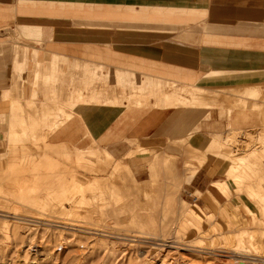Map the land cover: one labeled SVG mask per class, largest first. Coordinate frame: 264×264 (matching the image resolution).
Returning <instances> with one entry per match:
<instances>
[{
  "label": "rangeland",
  "instance_id": "1",
  "mask_svg": "<svg viewBox=\"0 0 264 264\" xmlns=\"http://www.w3.org/2000/svg\"><path fill=\"white\" fill-rule=\"evenodd\" d=\"M120 1L151 5L166 3V0ZM169 2L175 7H179L182 3L180 0H168ZM188 3L199 6L197 19L201 25L209 22L210 17L214 18L213 9H216V21L213 24L220 25L217 27L220 31L215 32L216 38H209L202 33L199 37L201 46L215 44L216 47L246 48V52L217 51L216 57L211 55L214 60H211L210 64L206 61L211 67V73L206 75V83L201 82L199 88L193 87L200 92L201 96L203 94L200 97L199 92H196L197 99L204 97V100L189 104L183 101L184 98L193 96V94L190 96L187 89L183 90L184 92L180 89L175 92L173 85H165L173 91L172 93H180L179 97H181L177 98L176 103L172 102L167 106L193 107L198 114L196 123H199V126L187 128L188 122H185L183 140L177 144L182 148L183 157L181 158L165 157L166 155L161 152L165 146L162 141L153 144L139 142L134 150L124 153L106 151L94 145L77 149L66 144L54 145L46 142L50 133L47 126L41 125L40 128L34 129L16 127L18 125L16 115H23V110L25 111L28 105L35 108L60 105L64 107L66 114L72 115L77 105L94 103L89 101L90 98H86L90 96L53 93L55 89L57 92L63 90L58 89L60 86L58 77L46 78L44 72L47 69L43 63L28 61L34 57L36 60L44 59L42 50L38 46V33L16 27L0 30V39L10 44V49L6 53L1 51L0 46V57L8 54L12 60L9 70H12L10 82L13 84L14 96L13 102L9 100L7 130H4L2 137L0 134V185H2L0 196L7 199L0 197V203L3 202L2 206L10 203L18 210L15 215L0 213V264H6V261L10 259L13 261L10 260L7 264L11 262L12 264H74L77 260L78 264H127L128 258L134 259L135 256V261H142L143 264H159L161 259L179 256L190 258L194 255L183 249L156 246L155 240L158 239L159 233L162 234L160 230H157L158 237L154 235L156 232L152 233L153 235L149 234L151 230L146 231L148 235H138L136 227L122 223L116 226L122 230L117 233H126L137 238H132L135 241L112 238L105 233L114 227V217L109 216V219L106 214L112 209L117 211L120 218L129 217L132 213L134 216L139 214L147 218L146 221H153L152 224L157 223V226H162L164 222L171 227L172 224L182 221L184 229L178 233V236L183 237L181 239L177 237V239L182 241L185 238L194 242L191 243L193 246L202 247L194 249L215 253L217 258H215V264H229L228 262L236 264L229 255L232 256L238 251V253L249 255L248 257L251 255L256 257L255 262L251 264H264V0H188ZM234 4H240L242 7ZM237 11L244 13L240 14ZM224 20L226 22H223ZM252 21L258 24L253 27L259 28L261 45H251L254 42L252 38L237 40V42L228 36L233 34L241 36L238 34L242 33L235 32L237 30H233L230 26L242 22L236 26L251 27ZM188 34L189 31L184 32V35ZM220 34L225 35L219 36ZM210 39L213 43L209 42ZM227 69L247 71L252 75L248 78L235 74L229 76L231 73L226 71ZM33 70L36 73H33L32 78H22L24 74L26 76L27 72ZM83 70L89 72L90 91L96 90L93 85L97 83L101 85L104 82L101 77L97 78V74L101 75V68L84 65ZM35 74L38 78L34 79ZM33 81L35 83L32 85ZM43 87L48 88L47 94L38 93ZM129 90L133 95L139 94L136 91L140 89L132 87ZM72 92H75L74 87ZM140 97H133L135 99L131 98V101L140 102ZM25 100H28V103L27 101L24 103ZM180 100L183 103L186 102V105L181 104ZM126 101L128 102V99ZM0 107L4 109L0 111V121L1 113L2 120L6 121L5 101ZM10 107L13 109L10 110ZM35 112L40 116L42 110ZM12 114L15 117L10 119ZM61 116L54 120L56 122L62 120ZM92 153L95 154L93 156L99 155L96 156L98 160L91 158L90 161L93 163L89 162L90 158H88V155L92 156ZM42 154H47V163L49 162L50 166L52 164L54 168L48 175L52 179L55 176L66 179L65 189L58 197H54L49 190L38 188L37 173L42 172L45 166L42 160L40 161ZM199 159L202 161H198ZM37 160L42 162L41 165L37 163ZM154 160H157L155 165L152 163ZM91 163L99 167L96 168ZM226 169L229 170L228 174L225 172ZM190 170L199 172V186L193 185L200 189L198 191L194 190L185 179L186 172ZM73 177L75 180L72 179ZM203 179L208 180L203 182ZM213 182L226 184L227 191ZM207 193H211L216 199L211 208L206 205ZM172 199L174 206L170 209L169 203ZM58 203L63 205V212L58 209L60 208ZM194 205H197L201 211ZM99 206L105 214L100 216L96 212L95 215H91L94 223H89L92 221L85 217L87 208L92 211L91 208L98 209ZM1 209L7 211L9 208ZM22 217H31L41 223V226L34 230L35 232L22 234V243L24 241L27 247L25 249H23L25 244L20 243V245L13 238L14 241H11L10 226L6 225ZM159 218L163 221L159 220L158 223ZM46 224L55 227H47ZM81 227L86 229H78ZM77 230H84L87 233ZM188 234L191 236L187 237ZM5 237L8 239H4ZM169 237L171 239L172 236ZM172 238L174 239L171 241L176 242V237ZM252 243H256L255 246ZM6 252L8 255L5 254ZM6 255L10 259L4 257ZM192 259L194 258L188 259L190 261L187 264L203 263L199 259L196 261Z\"/></svg>",
  "mask_w": 264,
  "mask_h": 264
},
{
  "label": "crops",
  "instance_id": "2",
  "mask_svg": "<svg viewBox=\"0 0 264 264\" xmlns=\"http://www.w3.org/2000/svg\"><path fill=\"white\" fill-rule=\"evenodd\" d=\"M180 2L181 5L175 7L168 0L156 5L120 0H0V30L16 27L39 34L38 46L44 59L34 57L28 61L43 63L47 69L44 72L46 78L58 77V89L63 90L52 92L96 97L95 102L91 101L94 104L77 105L72 115L66 114L60 105L36 108L28 105L23 115H16V127L34 129L47 126L50 136L46 142L77 149L94 145L106 151L124 153L134 150L139 142L153 144L162 141L165 143L162 153L173 158L183 157L182 148L177 144L183 140L185 122H188L187 128L199 126L196 123L198 114L193 107L167 106L163 96H169L173 91L165 85H173L175 92L185 87L199 88L207 73H211L208 66L214 60L211 55L216 57L217 51L246 52V48L216 47L215 44L201 46L199 37L202 33L216 38L220 31L217 28L220 25L213 24L216 9H213L214 18L208 15L209 22L201 25L197 19L199 6L188 3V0ZM238 23L230 28L242 32L238 34L241 36H228L235 41L252 38L251 45H261L259 28L253 27L258 26L255 21L250 22L251 27L238 28ZM185 31L189 34L184 35ZM209 42L213 43L211 39ZM0 46L3 53L10 49V44L2 39ZM11 62L8 54L0 57V106L5 101L6 111V121L2 120L1 113V137L8 127L9 100L14 101L10 82L12 70H9ZM84 65L102 69L97 78L101 77L104 82L93 85L96 90L90 91L89 72L83 70ZM226 71L231 73L229 76L235 74L248 78L252 75L237 69ZM33 73L36 71L27 72L22 78H32ZM35 78H38L37 74ZM132 87L139 88L136 91L139 94L132 95L129 90ZM38 93L47 94L48 88L43 87ZM122 96L125 97L122 105L114 103ZM133 97H140V102L131 101V98L135 99ZM26 101L28 103V100L24 103ZM37 110H42L40 116L36 114ZM0 111L4 109L0 107ZM58 116L63 118L56 122L54 119ZM225 172L227 174V169ZM198 175L196 170L185 174L186 181L197 191L200 189L193 185L199 186ZM204 179L203 182H207L208 179ZM205 201L211 208L216 199L207 193Z\"/></svg>",
  "mask_w": 264,
  "mask_h": 264
},
{
  "label": "bare ground",
  "instance_id": "3",
  "mask_svg": "<svg viewBox=\"0 0 264 264\" xmlns=\"http://www.w3.org/2000/svg\"><path fill=\"white\" fill-rule=\"evenodd\" d=\"M185 88H187V91H188V93L190 94V96H192V94H193V96H192V98H184V100L183 101H186L187 103H196L195 101H197L198 99V96L196 97V92H199V91H197V90H195L193 87H185ZM185 88H180V90L181 91H183V90H185ZM184 92V91H183ZM191 92V93H190ZM186 93V92H185ZM187 94V93H186ZM199 94H200V92H199ZM180 96V93H172V94H170L169 96H163L165 99V101L164 102H167V104H170V103H172V102H174V103H176V101H177V98H181V97H179ZM202 96H203V94H202ZM201 96V94H200V97H202ZM200 97H199V100L197 101V102H199L200 100H204V97L203 98H201L200 99ZM86 98H90L89 99V101H95V99H96V97L94 96V97H92V96H90V97H86ZM125 101V97L124 96H122L121 97V99H120V101L119 102H115L114 101V103H121V102H124ZM181 101V100H180ZM178 102H179V100H178ZM182 102V101H181ZM185 102V103H186ZM203 102V101H202ZM185 103H181V104H185ZM166 104V105H167ZM199 104V103H198ZM159 106H160V104H158ZM164 105H165V103H164ZM174 105V104H173ZM186 105V104H185ZM200 105V104H199ZM203 105V104H202ZM162 106V105H161ZM188 106H190V105H188ZM192 106V105H191ZM201 106V105H200ZM167 107V106H166ZM165 107V108H166ZM195 107H197V106H195ZM91 153V152H90ZM95 153V152H94ZM89 154V153H88ZM35 155V154H34ZM93 155H95V154H93L92 153V156H90V155H88L87 157L88 158H90L89 159V162H92L93 163V161H90L91 160V158H93V159H96L97 157V155L96 156H93ZM104 155V154H103ZM116 155V154H115ZM17 156V155H16ZM31 156V155H30ZM99 156V155H98ZM106 157H107V155H105ZM187 156V155H186ZM8 157V156H7ZM10 157V156H9ZM12 157V156H11ZM28 157V156H27ZM26 157V158H27ZM165 157H169V156H165ZM21 158V157H20ZM30 158V157H29ZM33 158V157H32ZM47 154H42V157L40 158V161L42 160V162H43V164H45V166H44V168H42L43 169V171L41 172V171H39L37 174H38V178H37V180H36V182H37V184L39 185L38 186V188H40V189H46V190H49V192L50 193H52V195L54 196V197H58V196H60V193L61 192H63L64 191V189H65V182H66V179L64 178V177H62V176H55L53 179H52V177L50 176V175H48L49 173H50V171H51V169H54V168H52V164H51V166L47 163ZM104 158V157H103ZM187 158V157H186ZM186 158H183V159H186ZM197 158H199V157H197ZM202 158H203V156H202ZM6 159V158H5ZM23 159V158H22ZM25 159V158H24ZM28 159V158H27ZM31 159V158H30ZM39 159V158H38ZM44 159H46L45 161H44ZM170 159V158H169ZM88 160V159H87ZM96 160H98V159H96ZM139 160V159H138ZM163 160V159H162ZM166 160H167V158H166ZM188 160V159H187ZM202 161V159H199L198 161ZM38 162L37 163H40L39 162V160H37ZM170 161V160H169ZM179 161V160H178ZM182 161V160H181ZM41 162V163H42ZM50 162H52V161H50ZM142 162V161H141ZM144 162V161H143ZM196 162V161H195ZM32 163H33V161H32ZM41 163H40V165H41ZM91 163V165H93L94 167H96V168H98L99 167V165H97V164H92ZM140 163V162H139ZM152 163H154V165L155 164H157V160H154ZM138 164V163H137ZM146 164H147V162H146ZM33 165V164H32ZM145 165V164H144ZM148 165V164H147ZM35 166V165H34ZM142 166V165H141ZM35 167H37L38 168V166H35ZM134 167H136V166H134ZM139 167V166H138ZM156 167V166H155ZM39 168H41V167H39ZM146 168V167H145ZM184 168V167H183ZM59 169V168H58ZM58 169H55V170H58ZM142 169H143V167H142ZM139 170V169H138ZM180 170V169H179ZM35 171V170H34ZM229 171V170H228ZM228 171H227V174H228ZM144 172V171H143ZM184 172V171H183ZM188 172V171H187ZM31 173V172H30ZM146 174V173H145ZM229 174L231 175V171L229 172ZM37 176V175H36ZM73 180H75V178L73 177L72 178ZM176 181H178L179 182V180H176ZM54 183V184H53ZM214 184H218V185H220L221 186V188L222 189H224V191L227 189V187H226V184H223V183H218V182H215ZM1 187H2V185H0ZM4 189V188H3ZM39 189V190H40ZM174 190V189H173ZM1 191V190H0ZM168 191V190H167ZM171 191V190H170ZM223 191V192H224ZM225 193V192H224ZM1 194H2V192H1ZM164 194V193H163ZM172 194V193H171ZM169 195H170V193H169ZM46 196V195H45ZM173 196H174V192H173ZM173 196H172V198H173ZM224 196V195H223ZM225 196H226V194H225ZM0 197H3V196H0ZM164 197V196H163ZM3 198H5V197H3ZM39 198H40V195H39ZM167 198H169V197H167ZM6 199V198H5ZM170 199V198H169ZM1 200V199H0ZM3 200V199H2ZM7 200V199H6ZM165 200V199H164ZM169 201V200H168ZM173 199H172V201L169 203V205H170V207L169 206H167V207H169L170 209H172L173 208V206H174V203H173ZM165 202H167L166 200H165ZM6 203V202H5ZM43 203V202H42ZM2 204H3V202H2ZM2 204L0 203V207L1 208H9V209H7V211L6 210H4V209H1L0 208V213H2V214H10V215H15L16 213H17V209H16V207H14V205L12 206V204H10V203H7L6 205H3L2 206ZM58 206H60V208H58V209H60V211L61 212H63L64 211V207H63V205L61 204V203H58L57 204ZM139 205V204H138ZM114 206V205H113ZM57 207V206H56ZM72 208V207H71ZM75 208V207H74ZM97 208V207H96ZM95 208V209H96ZM93 209V208H91V210L92 211H90V209L89 208H87V210H86V216L85 217H87L90 221H92V222H89V223H94L93 222V220H92V218H91V215H95L96 214V212L97 213H99L100 214V216L101 215H103V214H105V213H103V210H102V207L101 206H99L98 207V209ZM109 209H112V208H109ZM224 209H225V211H227V208L226 207H224ZM72 210H74V209H72ZM190 210V209H189ZM107 210H105V212H106ZM190 211H192V210H190ZM55 212V211H54ZM54 212H52V213H54ZM72 212V211H71ZM120 212V211H119ZM133 212V211H132ZM131 212V213H132ZM193 212V211H192ZM207 212V211H206ZM236 213H237V211H235ZM75 213H77V212H75ZM205 213V212H204ZM208 213V212H207ZM57 214V213H56ZM62 214V213H61ZM98 214V215H99ZM106 214H107V216H108V218H109V216H111V217H114L113 218V220L115 219V221H114V227H112V228H110L109 229V231L107 230V231H105V233L107 234V235H110L112 238H114V239H118V240H123V241H135V240H133L132 238H137V237H135V236H129V235H127L126 233H124V234H121V233H117L118 231H122L121 229H119V227H116L117 225H121L122 223L123 224H127L128 226L129 225H131V226H133V227H136L137 228V230H136V228L134 229V230H136V233H138V235H148L147 233H146V231H148V230H151L150 231V233L149 234H151V235H153L152 233H155L154 235L156 236L157 235V230H160V232H162V234L161 233H159V237L158 236H156V237H158V239H156L155 241H157V243H156V246H159V247H165V248H167V247H169V248H173V249H177V250H186V251H188L187 253H189V254H194V255H191L190 256V258H194V259H192V261L193 260H197V259H199L200 260V262L201 261H203V263H205V264H209V263H214L216 260H215V256H216V254L215 253H212V252H209L208 250H198V249H194V248H202V247H200L199 245H197V246H193L192 244L194 243V242H191V241H188V240H185V238H184V240H182L184 243H182V241L181 240H179V239H177V237L178 238H182V237H179L178 236V233L179 232H181L183 229H184V225H183V222L182 221H178L177 223H174V224H172L171 225V227H170V225H167V224H164V222H163V224H162V226L161 225H159V226H157L158 224L157 223H155V224H152V222L153 221H146L147 220V218H145L144 216H142V215H137V216H134V214L132 213L129 217H124V218H120L119 216L120 215H118L117 214V211L116 210H114V209H112L111 211H109V213H107L106 212ZM121 214V213H120ZM206 214V213H205ZM51 215V214H50ZM82 215H83V213H82ZM118 215V216H117ZM133 215V216H132ZM57 216H58V214H57ZM116 216V217H115ZM151 216V215H150ZM54 217V216H53ZM153 217H154V215H153ZM253 217V216H252ZM87 218H85V220H87ZM49 219H51V218H49ZM55 219V218H54ZM59 219V218H58ZM77 219H79V218H77ZM110 219V218H109ZM112 219V218H111ZM154 219V218H153ZM151 220V219H150ZM159 220H161L160 218L157 220V222L159 221ZM81 221V220H80ZM102 221V220H101ZM161 221H163V220H161ZM247 221V220H246ZM45 222H49V221H47V220H45ZM126 222V223H125ZM155 222V221H154ZM159 223V222H158ZM161 223V222H160ZM250 223V222H249ZM157 224V225H156ZM248 224V223H247ZM7 226H10V236H11V239L13 238L14 240H15V242L17 241L19 244L20 243H22V238H21V236H22V234L24 233L25 234V232H27V233H30L31 231L33 232L34 230H36V228L37 227H39V226H41V223H38V222H36L33 218H31V217H22L21 219H17L16 220V222H13V223H11V224H6ZM44 225V224H43ZM45 226H47V227H55V226H53V225H49V224H46ZM126 226V225H125ZM170 227V228H169ZM103 229L105 228V227H102ZM131 228V227H130ZM77 229V228H76ZM78 229H86V228H78ZM127 228H125V230H126ZM133 229V228H132ZM131 229V230H132ZM88 230H90V229H88ZM167 230H168V232H167ZM77 231H80V232H84V233H87V232H85L84 230H77ZM35 232V231H34ZM124 232V231H123ZM149 232V231H148ZM194 233V232H193ZM197 234H200V232H196ZM195 233V234H196ZM160 234H161V236H160ZM186 234V233H185ZM184 234V235H185ZM207 234V233H206ZM172 236V237H176V242L174 241H171L172 239H174V238H172L171 237V239H170V237L169 236ZM175 235V236H174ZM26 236H27V234H26ZM30 236V235H29ZM33 236V235H32ZM31 236V237H32ZM155 236H153L154 238H155ZM189 236H191L190 234H188L187 235V237H189ZM9 237V236H8ZM8 237H5L4 239H8ZM30 237V238H31ZM167 237H169V238H167ZM195 237H197V236H195ZM194 237V238H195ZM24 238V237H23ZM27 238H28V236H27ZM33 238V237H32ZM215 238V237H214ZM11 240V241H14V240ZM170 239V240H169ZM242 239V238H241ZM25 240H27V239H25ZM239 240V239H238ZM10 241V242H11ZM33 241H34V239H33ZM32 241V242H33ZM233 241V240H232ZM240 241V240H239ZM4 242H5V240H4ZM4 242H2V243H4ZM16 242V243H17ZM28 242V241H27ZM30 242V241H29ZM178 242V243H177ZM216 242V241H215ZM7 243H9V241L7 242ZM192 243V244H191ZM240 243V242H239ZM11 244H13L12 242H11ZM15 244V243H14ZM19 244H17V245H19ZM22 244H25L24 243V241H23V243ZM32 244V243H31ZM31 244H29V245H31ZM212 244V243H211ZM214 244H216V243H214ZM255 244L256 243H252V245L253 246H255ZM4 245V244H3ZM17 245H13V246H17ZM21 245V244H20ZM28 245V246H29ZM200 245H202V244H200ZM230 245V244H229ZM237 245H238V243H237ZM10 246V245H9ZM13 246H12V248H13ZM239 246V245H238ZM237 246V247H238ZM204 247V246H203ZM229 247V246H228ZM241 247H243V246H241ZM10 248V247H9ZM19 248V247H18ZM25 248H27L26 247V244H25V247L23 246V249H25ZM214 248V247H213ZM227 248V247H226ZM239 248V247H238ZM257 248V247H256ZM17 249V248H16ZM211 249V248H210ZM242 249H244V247L242 248ZM258 249H259V246H258ZM9 250V249H8ZM217 250V249H216ZM220 251V250H219ZM258 251V250H257ZM260 251V250H259ZM26 252V251H25ZM228 252V251H227ZM239 252V251H238ZM233 253V255L232 256H230L229 255V258H231V260L233 259L234 260V262L236 263V264H251V263H253V262H255V259H256V257H253L252 255H251V257H248L249 255H245V254H242V253ZM255 252V251H254ZM109 253V252H108ZM257 253V252H256ZM5 254H7V252L5 253ZM27 254V253H26ZM228 254V253H227ZM8 255V254H7ZM4 256V257H8V256ZM24 255H25V253H24ZM106 255H108V254H106ZM105 255V257H107ZM110 255V254H109ZM112 255V254H111ZM113 256V255H112ZM196 256V257H195ZM110 257V256H109ZM213 257V258H212ZM5 258V259H6ZM9 258V257H8ZM23 258H25V257H23ZM78 258V257H77ZM80 259H81V256L79 257ZM135 258H136V256L134 257V259L133 258H128V262H127V264H143V262L142 261H138V260H136L135 261ZM188 256L186 257V256H179L178 258H169V259H161V263L159 262V264H178L179 262V264H187L188 263V261H190V260H188V259H190ZM196 258V259H195ZM212 258V259H211ZM10 259V258H9ZM102 259H104V258H102ZM217 259V258H216ZM227 259H228V257H227ZM4 260V259H3ZM10 260H12V259H10ZM9 260V261H10ZM83 260V259H82ZM219 260V259H218ZM229 260V259H228ZM9 261H6L7 263L9 262ZM13 261V260H12ZM81 261V260H80ZM179 261V262H178ZM72 262H74V261H72ZM76 262V261H75ZM75 262H74V264H75ZM77 262H78V260H77ZM76 262V263H77ZM6 263V264H7ZM13 262H11L10 264H12ZM81 263V262H80ZM83 263V262H82ZM86 263V262H85ZM202 263V264H203ZM217 263V262H216ZM226 263V262H225ZM229 264H230V262H228ZM78 264V263H77ZM84 264V263H83ZM192 264H195L194 262L192 263ZM196 264H197V262H196ZM215 264V263H214ZM222 264H224V263H222Z\"/></svg>",
  "mask_w": 264,
  "mask_h": 264
}]
</instances>
